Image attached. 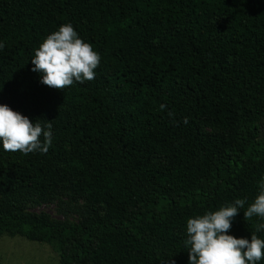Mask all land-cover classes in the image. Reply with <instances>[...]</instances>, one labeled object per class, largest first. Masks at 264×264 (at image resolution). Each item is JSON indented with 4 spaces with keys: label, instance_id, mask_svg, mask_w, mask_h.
Here are the masks:
<instances>
[{
    "label": "trees",
    "instance_id": "trees-1",
    "mask_svg": "<svg viewBox=\"0 0 264 264\" xmlns=\"http://www.w3.org/2000/svg\"><path fill=\"white\" fill-rule=\"evenodd\" d=\"M65 23L101 62L57 91L31 58ZM0 42V105L53 135L47 154L0 144V237L57 264H188L187 219L245 199L227 234L264 239L243 214L264 177V0H0ZM63 189L102 214L59 224L19 207Z\"/></svg>",
    "mask_w": 264,
    "mask_h": 264
},
{
    "label": "clouds",
    "instance_id": "clouds-1",
    "mask_svg": "<svg viewBox=\"0 0 264 264\" xmlns=\"http://www.w3.org/2000/svg\"><path fill=\"white\" fill-rule=\"evenodd\" d=\"M4 47L0 42V50ZM100 62L101 56L93 46L79 37L71 23H65L47 35L34 50L31 71L41 75L43 85L63 91L74 83L94 80ZM159 110L166 111L167 106L161 104ZM168 115L171 117L173 113ZM183 122L187 124L188 118ZM52 142L51 122L42 125L37 120L32 123L7 105H0V144L5 152H19L25 156L47 154ZM245 204V199H235L217 211L187 219L184 246L188 264H258L264 259V239L255 233L251 234L250 241L227 234ZM243 214L245 221L253 217L264 220V177L259 181L257 196ZM261 230H264V223L257 226L256 231Z\"/></svg>",
    "mask_w": 264,
    "mask_h": 264
},
{
    "label": "rangeland",
    "instance_id": "rangeland-1",
    "mask_svg": "<svg viewBox=\"0 0 264 264\" xmlns=\"http://www.w3.org/2000/svg\"><path fill=\"white\" fill-rule=\"evenodd\" d=\"M209 131L208 127L203 128ZM155 162L159 160L154 159ZM19 207L31 214H41L59 224H77L102 214L99 206L90 204L80 194L63 189L47 203L27 199ZM57 255L44 243L31 242L19 236L0 237V264H57Z\"/></svg>",
    "mask_w": 264,
    "mask_h": 264
}]
</instances>
